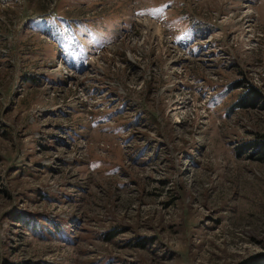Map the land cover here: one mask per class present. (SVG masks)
Returning <instances> with one entry per match:
<instances>
[{
	"label": "rangeland",
	"instance_id": "1",
	"mask_svg": "<svg viewBox=\"0 0 264 264\" xmlns=\"http://www.w3.org/2000/svg\"><path fill=\"white\" fill-rule=\"evenodd\" d=\"M263 139L264 0H0V264H247Z\"/></svg>",
	"mask_w": 264,
	"mask_h": 264
},
{
	"label": "trees",
	"instance_id": "2",
	"mask_svg": "<svg viewBox=\"0 0 264 264\" xmlns=\"http://www.w3.org/2000/svg\"><path fill=\"white\" fill-rule=\"evenodd\" d=\"M230 86L233 88H243V91H241L237 98L230 104L231 110L234 108H256L258 106V103L262 100V94L259 89L253 87L248 83H243L240 80H236L235 82L231 83ZM253 145L254 143L249 142L246 144V147L249 149ZM258 150L262 155H264V139L259 142ZM238 151L241 152L240 150ZM102 239L104 241H107L108 238H106V235H104ZM143 245V242L138 244L139 247H142ZM247 264H264V255H260L250 259Z\"/></svg>",
	"mask_w": 264,
	"mask_h": 264
},
{
	"label": "built area",
	"instance_id": "3",
	"mask_svg": "<svg viewBox=\"0 0 264 264\" xmlns=\"http://www.w3.org/2000/svg\"><path fill=\"white\" fill-rule=\"evenodd\" d=\"M138 22H140L141 20L140 19H137Z\"/></svg>",
	"mask_w": 264,
	"mask_h": 264
}]
</instances>
